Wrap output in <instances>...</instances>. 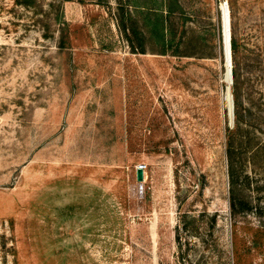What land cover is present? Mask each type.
I'll return each mask as SVG.
<instances>
[{"label":"rangeland","instance_id":"obj_1","mask_svg":"<svg viewBox=\"0 0 264 264\" xmlns=\"http://www.w3.org/2000/svg\"><path fill=\"white\" fill-rule=\"evenodd\" d=\"M0 264H264V0H0Z\"/></svg>","mask_w":264,"mask_h":264},{"label":"trees","instance_id":"obj_2","mask_svg":"<svg viewBox=\"0 0 264 264\" xmlns=\"http://www.w3.org/2000/svg\"><path fill=\"white\" fill-rule=\"evenodd\" d=\"M173 2L176 1V4L178 0H171ZM145 24L149 28V32L152 38L155 40H158L161 42L164 46L168 43L167 40V34H166V28H165V20H164V13L161 9L155 8V7H146L145 8ZM173 11L172 7L169 6V9L167 10L168 13H171ZM121 30L123 31L125 37L129 41L130 45L133 48H137L138 46H141V52L144 51V44L137 45L136 41L138 36H141V32L138 28H135L134 26L130 25L128 21H125L123 19V25L121 27ZM232 48L233 50L236 48V42H232ZM139 50V49H138ZM239 214L238 209H236V204H232V215L236 217V215Z\"/></svg>","mask_w":264,"mask_h":264},{"label":"water","instance_id":"obj_3","mask_svg":"<svg viewBox=\"0 0 264 264\" xmlns=\"http://www.w3.org/2000/svg\"><path fill=\"white\" fill-rule=\"evenodd\" d=\"M230 21H229V41H228V47H229V59L230 61H232V46H231V33H230ZM225 28V25H224ZM224 33H225V29H224ZM226 35V34H225ZM225 43H226V36H225ZM226 59L228 61V55H227V44H226ZM230 73V78H231V83L233 81V68L232 66L230 67V70H228ZM136 176H137V181L139 182H143L145 180V172L142 168H138L136 171Z\"/></svg>","mask_w":264,"mask_h":264},{"label":"bare ground","instance_id":"obj_4","mask_svg":"<svg viewBox=\"0 0 264 264\" xmlns=\"http://www.w3.org/2000/svg\"><path fill=\"white\" fill-rule=\"evenodd\" d=\"M223 12H224V25H225V36H226V44H227V55H228V70H230V67L233 66L232 65V61H230L229 59V47H228V41H229V21H231L230 18V12H229V8L227 7L226 4L223 5ZM230 33H231V27H230ZM228 79L231 81L230 78V73L228 71Z\"/></svg>","mask_w":264,"mask_h":264},{"label":"built area","instance_id":"obj_5","mask_svg":"<svg viewBox=\"0 0 264 264\" xmlns=\"http://www.w3.org/2000/svg\"><path fill=\"white\" fill-rule=\"evenodd\" d=\"M138 168H142L143 170H145L146 166L140 165Z\"/></svg>","mask_w":264,"mask_h":264}]
</instances>
